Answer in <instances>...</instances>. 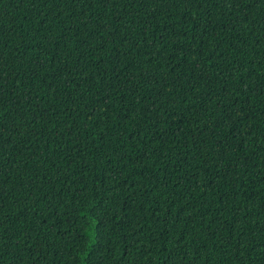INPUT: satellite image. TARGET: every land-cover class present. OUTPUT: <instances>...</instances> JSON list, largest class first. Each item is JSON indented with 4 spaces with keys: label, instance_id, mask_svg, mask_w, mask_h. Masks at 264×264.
<instances>
[{
    "label": "trees",
    "instance_id": "obj_1",
    "mask_svg": "<svg viewBox=\"0 0 264 264\" xmlns=\"http://www.w3.org/2000/svg\"><path fill=\"white\" fill-rule=\"evenodd\" d=\"M0 264H264V0H0Z\"/></svg>",
    "mask_w": 264,
    "mask_h": 264
}]
</instances>
